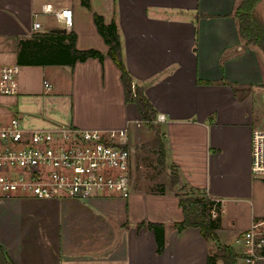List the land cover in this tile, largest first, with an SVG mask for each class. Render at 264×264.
Instances as JSON below:
<instances>
[{"label":"crops","instance_id":"0c3cea01","mask_svg":"<svg viewBox=\"0 0 264 264\" xmlns=\"http://www.w3.org/2000/svg\"><path fill=\"white\" fill-rule=\"evenodd\" d=\"M88 1L89 8L81 0H0V65L17 64L21 39L64 28L54 14L42 13L48 4L71 9L66 32L75 34L78 50L104 55L73 66L21 65L18 93L0 96V125L18 117L31 130L127 128L132 146L152 140L135 100L126 99L122 71L94 21L98 14L105 24L115 23L132 84L156 117L165 118L153 123L162 136L164 165L178 181L159 190L135 183L133 171H144L146 154L134 149L127 197L0 196V264H208L212 249L236 232L227 225V209L251 205L264 188L251 172L252 133L264 130L258 117L264 111V53L240 35L235 10L242 0ZM256 14L264 22V0ZM34 20L43 29L33 31ZM180 188L221 203L218 241L205 239L198 228L176 229L185 219ZM154 224L164 227L161 253Z\"/></svg>","mask_w":264,"mask_h":264},{"label":"built area","instance_id":"2783aa9c","mask_svg":"<svg viewBox=\"0 0 264 264\" xmlns=\"http://www.w3.org/2000/svg\"><path fill=\"white\" fill-rule=\"evenodd\" d=\"M42 13H52L64 27L71 29L70 8L44 5ZM40 13H34L37 18ZM43 29L40 21L32 30ZM20 65H0V96L18 93ZM48 86L47 83H45ZM134 89V85L132 84ZM165 120L157 115L154 123ZM135 124L139 126L140 122ZM141 142L131 145L127 128L111 130L81 129L57 125L51 129L31 130L18 117L0 125V196L40 199L92 197L130 193L132 151L141 150ZM254 178L264 181V130L255 129L251 138ZM216 216L214 210H210ZM241 257L246 264L264 260V219L254 220L241 235Z\"/></svg>","mask_w":264,"mask_h":264},{"label":"trees","instance_id":"16d2710c","mask_svg":"<svg viewBox=\"0 0 264 264\" xmlns=\"http://www.w3.org/2000/svg\"><path fill=\"white\" fill-rule=\"evenodd\" d=\"M261 0H242L235 10L238 19L240 35L249 43L257 45L264 53V22L257 16L256 7ZM84 6L90 7L88 0H81ZM94 21L99 33L109 46L108 55L121 69V80L125 87L126 99L135 100L143 122L151 124L156 117L153 108L144 96L142 90L134 86L135 92H131L132 82L121 59L120 40L114 22L105 24L102 16L94 14ZM75 34L73 32L61 33L54 30L48 32H35L29 37L19 41L17 53L18 65H65L73 66L77 61L88 58H103V54L95 49L78 50L75 46ZM159 154V163L164 164V147L162 136L158 135L153 142ZM177 173V172H176ZM178 181V173L174 183ZM180 205L184 211L185 219L176 224V229L181 231L187 227L198 228L201 235L209 240L216 238V230L221 219V203L213 199L203 201L199 197H180ZM214 207L216 213L212 217L210 208ZM154 231L157 252L164 249V227L160 224L151 226ZM237 255L227 244L208 256V264H216L222 260L223 264H236Z\"/></svg>","mask_w":264,"mask_h":264},{"label":"rangeland","instance_id":"374dc122","mask_svg":"<svg viewBox=\"0 0 264 264\" xmlns=\"http://www.w3.org/2000/svg\"><path fill=\"white\" fill-rule=\"evenodd\" d=\"M131 92H135V89L131 87ZM259 121L261 122V127L264 128V111L258 115ZM142 122V126H144L150 135L153 134L152 140L146 142L145 147L141 148L145 152L146 160H144V171H133L134 172V181L147 183L152 186L153 189L159 190L164 186L166 182L169 180L174 183V179H176L177 173L171 167H166V165H162L159 163V154L154 147L153 142L157 139L159 134V130L157 125L154 124L151 127V124H146ZM143 131V130H142ZM142 143V142H141ZM144 143H142L143 145ZM183 198L189 197H199L203 201L208 200L209 198L201 197L196 194H191L189 190L184 188L179 189ZM215 208L212 207L210 210H214ZM226 216L228 219V227L230 229H235L236 232L232 235V239L229 242H234L231 245L232 250L237 255L236 257V264H246L241 257L242 252V244H241V232L243 229L246 228L247 224L249 223L252 216L257 218V220L264 219V188L258 194L257 198L253 201L251 205H243L239 206L235 209H227ZM212 215V214H211ZM214 217V216H212ZM216 238H212V241H218V234L215 232ZM216 244V242H214ZM224 244H219L215 248L212 249L214 253L219 249L222 248ZM217 264H223L222 260L216 262ZM258 264H264V260H260Z\"/></svg>","mask_w":264,"mask_h":264},{"label":"water","instance_id":"95a60500","mask_svg":"<svg viewBox=\"0 0 264 264\" xmlns=\"http://www.w3.org/2000/svg\"><path fill=\"white\" fill-rule=\"evenodd\" d=\"M54 31L61 32V33H66V29L60 28V29H55ZM234 242H229L227 243L228 246H231Z\"/></svg>","mask_w":264,"mask_h":264}]
</instances>
